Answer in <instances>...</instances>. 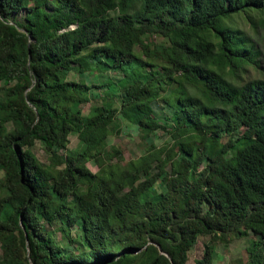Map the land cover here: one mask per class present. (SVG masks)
I'll list each match as a JSON object with an SVG mask.
<instances>
[{
    "label": "trees",
    "instance_id": "16d2710c",
    "mask_svg": "<svg viewBox=\"0 0 264 264\" xmlns=\"http://www.w3.org/2000/svg\"><path fill=\"white\" fill-rule=\"evenodd\" d=\"M236 15L264 29V0H0V264H188L200 236L195 264L248 236L264 264V79Z\"/></svg>",
    "mask_w": 264,
    "mask_h": 264
},
{
    "label": "rangeland",
    "instance_id": "374dc122",
    "mask_svg": "<svg viewBox=\"0 0 264 264\" xmlns=\"http://www.w3.org/2000/svg\"><path fill=\"white\" fill-rule=\"evenodd\" d=\"M25 12L21 11L19 14L15 15V19L17 21L22 20ZM233 25L242 29L247 36H249L254 43V48L259 51L258 60L260 66L256 65H248V72L244 74V80L250 78H263L264 79V29L257 26L256 28H252V26L247 23L241 15H236L233 17ZM154 39L157 41H161L162 39L159 36H154ZM86 78L93 83L98 81L97 76L90 72L86 74ZM98 91L96 90V96ZM88 105L83 107L84 112L88 111ZM113 133L112 136L109 137L108 144L110 146L118 147L122 151L123 161L129 165L133 164L134 160L137 159L141 154H143L145 150V142L144 139L139 132V129L136 126L128 125L124 121H120L117 119V122L112 127ZM167 137L162 132H157L155 136V143L160 145L164 143ZM68 148L74 149L78 146V136L77 133H72L69 139ZM36 156L39 160L46 161V155L44 150L41 148L39 143L33 148ZM89 166L93 171H96L98 168L93 162H89ZM155 191L150 189L149 192L146 193L145 198H156ZM57 240L63 244L64 240L60 237H57ZM210 237L200 236L197 239V242L194 246L191 247L188 253V264H195V259L199 257L203 250L204 244L208 243ZM251 240V236L248 238H236L232 237L229 243H221L219 241L216 242L215 245H212V257L214 259L213 264H243L246 258V248Z\"/></svg>",
    "mask_w": 264,
    "mask_h": 264
}]
</instances>
